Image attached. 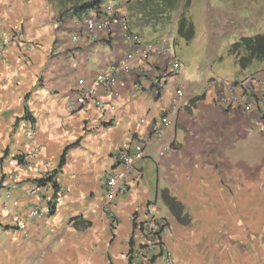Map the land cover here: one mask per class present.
<instances>
[{
    "label": "crops",
    "instance_id": "obj_1",
    "mask_svg": "<svg viewBox=\"0 0 264 264\" xmlns=\"http://www.w3.org/2000/svg\"><path fill=\"white\" fill-rule=\"evenodd\" d=\"M101 1L125 12L132 32L156 40L138 25L135 0ZM202 1L209 33L224 37L233 19ZM0 31L19 37L0 52V264H140L128 261L129 240H138L148 203L167 223L175 264H264V110H225L207 88L214 78L181 73L161 100L146 86L136 93L134 75L119 76L113 110L72 112L70 102L97 75L124 61L129 46L119 31L92 36L84 18L57 19L47 0H0ZM160 66L154 60L146 69ZM250 78L264 81V67L233 83ZM164 111L169 128L148 142ZM137 141H147L145 157L130 174L128 193L109 203L105 182L120 170L115 152ZM52 173L56 193L50 183L37 185ZM164 190L182 206L184 223L163 204Z\"/></svg>",
    "mask_w": 264,
    "mask_h": 264
},
{
    "label": "built area",
    "instance_id": "obj_2",
    "mask_svg": "<svg viewBox=\"0 0 264 264\" xmlns=\"http://www.w3.org/2000/svg\"><path fill=\"white\" fill-rule=\"evenodd\" d=\"M84 27L92 36L94 33H110L117 29L122 40L129 46V51L125 54L122 63H115L108 66L107 70L97 75L90 86L79 97L71 101L69 110L75 112L79 108L89 105L95 106L97 110H113V101L117 99L116 78L119 76L134 75V91L142 93L145 86L157 99H162L165 94V87L175 78L181 75V63L175 56L173 47L167 38H159L151 42H146L143 37L129 29L125 12L116 9L114 6L106 4L100 5L84 17ZM18 35L10 32L0 31V52L6 49L11 43L18 42ZM75 38L73 41H76ZM29 50L28 45H23ZM154 60L161 61V66L157 71L146 69ZM253 86L258 87L257 91ZM207 88L218 93V102L225 110H238L243 114L261 112L264 110V81L250 78L247 84L233 83L225 85L215 79L207 82ZM99 92H103L105 97H100ZM181 94L179 89L175 98L171 100V108L177 107V96ZM170 108V110H171ZM164 111L150 125L149 141L159 140L164 129L169 128L170 121ZM147 141L134 142L132 145L120 146L114 155V162L120 170H113L105 182V194L107 202H111L118 196H122L129 191L130 174L135 171L136 164L145 157V147ZM166 150H162L165 152ZM33 154L21 157V161L28 163ZM49 213L46 210H33L29 217L40 218ZM138 240L134 242L132 257L140 264H149L155 258H160L164 264H175L173 254L166 244L168 226L166 221L159 216L155 206L148 203L145 208L144 220L137 228ZM128 258V256H127Z\"/></svg>",
    "mask_w": 264,
    "mask_h": 264
},
{
    "label": "rangeland",
    "instance_id": "obj_3",
    "mask_svg": "<svg viewBox=\"0 0 264 264\" xmlns=\"http://www.w3.org/2000/svg\"><path fill=\"white\" fill-rule=\"evenodd\" d=\"M204 1L210 8L217 9L225 17L233 19L230 22V24L234 23V25H230L233 28L226 32L224 37L209 33L202 0H191L189 6L184 10V15L192 23L194 31V36L188 43L177 37L176 26L171 29L172 18L168 24L159 27L156 32L147 27L143 29L156 33V39H168L176 58L181 63V72L185 76L200 79L204 75H208L225 85L233 84L237 80L243 81L249 75L256 76L259 68L264 67V60L253 61L242 70L234 63L228 50L234 42L242 37L264 34V0ZM227 21L229 22V20ZM214 58L216 60L212 64Z\"/></svg>",
    "mask_w": 264,
    "mask_h": 264
},
{
    "label": "trees",
    "instance_id": "obj_4",
    "mask_svg": "<svg viewBox=\"0 0 264 264\" xmlns=\"http://www.w3.org/2000/svg\"><path fill=\"white\" fill-rule=\"evenodd\" d=\"M57 11V19L72 16L77 19H83L91 11L97 9L101 4V0H47ZM135 0L133 4V12L138 19V25L141 28H151L152 31H156L159 27L169 23L171 15L181 8L179 16L176 21V35L183 39L185 43L192 40L194 36L192 23L186 19L184 10L189 6V0ZM228 54L232 57L234 63L242 70H244L253 61L264 60V34L242 37L238 41L234 42L229 50ZM198 98L191 100V104H194ZM74 146L71 145L69 147ZM67 147L66 150L69 148ZM65 150V151H66ZM64 162V154L60 158L59 168ZM55 173L46 176L43 180L37 181V185L44 186L47 183L52 184L54 193H56V184L53 181ZM161 198L163 204L167 210L173 215L179 222L184 223L185 217L183 209L180 203L171 197L167 191H162ZM54 204V202H53ZM53 211V208L49 209V214ZM134 245L133 240H129L130 252ZM129 252L128 261H132V255Z\"/></svg>",
    "mask_w": 264,
    "mask_h": 264
}]
</instances>
